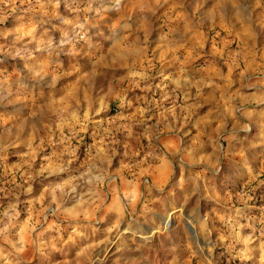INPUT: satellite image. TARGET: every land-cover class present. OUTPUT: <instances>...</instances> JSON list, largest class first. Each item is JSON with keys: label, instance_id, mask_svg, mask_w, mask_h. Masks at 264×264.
I'll return each mask as SVG.
<instances>
[{"label": "rangeland", "instance_id": "obj_1", "mask_svg": "<svg viewBox=\"0 0 264 264\" xmlns=\"http://www.w3.org/2000/svg\"><path fill=\"white\" fill-rule=\"evenodd\" d=\"M0 264H264V0H0Z\"/></svg>", "mask_w": 264, "mask_h": 264}]
</instances>
